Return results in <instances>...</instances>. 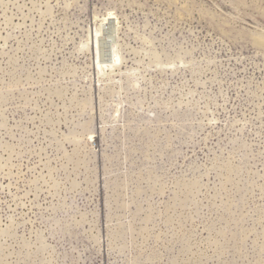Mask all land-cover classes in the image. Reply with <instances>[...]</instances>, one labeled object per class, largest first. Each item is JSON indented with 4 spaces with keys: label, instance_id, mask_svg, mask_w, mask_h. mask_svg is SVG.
Listing matches in <instances>:
<instances>
[{
    "label": "rangeland",
    "instance_id": "374dc122",
    "mask_svg": "<svg viewBox=\"0 0 264 264\" xmlns=\"http://www.w3.org/2000/svg\"><path fill=\"white\" fill-rule=\"evenodd\" d=\"M0 264H264V0H0Z\"/></svg>",
    "mask_w": 264,
    "mask_h": 264
},
{
    "label": "bare ground",
    "instance_id": "6f19581e",
    "mask_svg": "<svg viewBox=\"0 0 264 264\" xmlns=\"http://www.w3.org/2000/svg\"><path fill=\"white\" fill-rule=\"evenodd\" d=\"M113 17V16H112ZM111 19H113V18H111V15L109 16V18L107 19H105V22H108L109 20H111ZM111 22V21H110ZM105 24V23H104ZM107 24H110L109 22L107 23ZM103 26V25H102ZM112 26V25H111ZM109 38V37H108ZM120 57V56H119ZM116 63V62H115ZM118 63V62H117ZM101 67V66H100Z\"/></svg>",
    "mask_w": 264,
    "mask_h": 264
}]
</instances>
